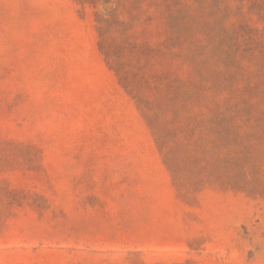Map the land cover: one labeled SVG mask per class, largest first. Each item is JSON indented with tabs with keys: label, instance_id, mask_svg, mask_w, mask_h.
<instances>
[{
	"label": "rangeland",
	"instance_id": "rangeland-1",
	"mask_svg": "<svg viewBox=\"0 0 264 264\" xmlns=\"http://www.w3.org/2000/svg\"><path fill=\"white\" fill-rule=\"evenodd\" d=\"M0 264H264V0H0Z\"/></svg>",
	"mask_w": 264,
	"mask_h": 264
},
{
	"label": "trees",
	"instance_id": "trees-1",
	"mask_svg": "<svg viewBox=\"0 0 264 264\" xmlns=\"http://www.w3.org/2000/svg\"><path fill=\"white\" fill-rule=\"evenodd\" d=\"M100 19L102 21L101 16L98 19L99 22H100ZM99 31H102V27L99 29ZM104 40L105 39L102 38L101 43L103 47L105 48L106 43ZM106 55L107 57L110 56L109 49H106ZM118 73H119L121 81H123L125 84L132 83V79L128 73H121L119 71ZM160 77L162 79V82L160 84L157 82L156 79L153 82L152 77L142 80L143 84L148 86L151 90H155V91L152 92V96L150 97H144L143 95L138 96V99H139L138 101L142 104L143 110L145 111L148 119L151 122H153L157 118L158 111L160 109H167L168 107H170V101L177 96L176 94L171 93V88H172L173 83L170 80L169 72H165ZM132 84L133 86H135L134 81ZM163 91H164V95L160 96V93H162ZM170 112L174 113L172 110ZM174 116L176 115L174 114ZM155 130L159 131L158 129H155ZM159 140H161L160 133H159ZM160 142L161 144H163L162 141Z\"/></svg>",
	"mask_w": 264,
	"mask_h": 264
}]
</instances>
